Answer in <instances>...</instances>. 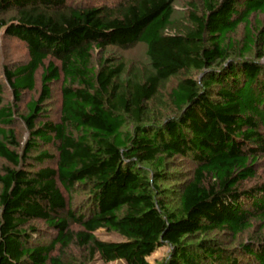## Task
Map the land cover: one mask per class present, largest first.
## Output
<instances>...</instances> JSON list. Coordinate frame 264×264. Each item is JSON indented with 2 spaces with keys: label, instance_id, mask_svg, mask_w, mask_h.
Masks as SVG:
<instances>
[{
  "label": "trees",
  "instance_id": "trees-1",
  "mask_svg": "<svg viewBox=\"0 0 264 264\" xmlns=\"http://www.w3.org/2000/svg\"><path fill=\"white\" fill-rule=\"evenodd\" d=\"M174 3L0 0V16L15 13L0 20V31L29 54L5 72L15 102L35 91L42 71V93L19 118L29 135L23 144L0 86V264H64L56 248L74 244L104 264H150L163 246L172 248L168 264H264V236L235 247L212 237L235 240L256 224L264 230V181H255L264 161V27H251L264 0H198L184 30L172 19ZM240 26L244 38L233 45ZM139 43L152 68L141 79L123 80V61L94 62L107 48ZM191 72L200 79L186 75L169 93L176 115L149 123L160 88ZM58 81L62 103L53 122L42 117V105ZM42 145L57 156L32 157ZM174 159L193 169L180 179L171 209L158 183ZM54 160L55 168L38 171L29 163ZM81 191L86 202L77 211L65 194ZM36 222L54 233L49 244L34 242ZM99 230L123 241L103 242Z\"/></svg>",
  "mask_w": 264,
  "mask_h": 264
},
{
  "label": "rangeland",
  "instance_id": "rangeland-1",
  "mask_svg": "<svg viewBox=\"0 0 264 264\" xmlns=\"http://www.w3.org/2000/svg\"><path fill=\"white\" fill-rule=\"evenodd\" d=\"M69 4H77L79 6H86V5H100L104 3H114L117 0H65ZM198 2V0H175L174 3V10H173V21L175 27L179 30H184L188 27L189 24V17L191 13L192 3ZM15 13L13 11L3 13L0 16V20L10 21L13 18ZM252 29L256 33L258 28L264 27V15L263 16H253L251 18ZM245 35V29L243 26L238 28V32H236L233 36L230 37V41L233 45L241 43ZM111 59L113 61L112 64H117L119 61H123L126 67V74L123 76V80L127 81L129 79H141L142 75H146L152 72V68L150 65L149 58L147 56V49L144 44H136L134 48L130 50H120L116 48H107L104 55L98 52L94 57V62L98 63L101 59ZM102 59V60H103ZM249 60H254V55H251ZM29 60V54L27 52L26 45L18 41L15 38L7 36L4 31H0V86L3 87V102L5 105L12 106L15 113V122L11 127L17 135L18 141L23 144L28 138L29 135L27 133L25 124L22 120H19L21 115L27 114V105L31 101H37L42 93V85L40 83V74L42 71L39 72L37 82H36V89L34 92H24L22 94L21 100L19 103L15 102L14 100V92L12 87L9 85L7 78H6V70L13 71L16 67H19L22 64L27 63ZM262 64H264V59L260 60ZM186 75H190L196 79H200L201 74L199 72H191L189 74H181L179 77L171 78L169 82L163 85L153 102L150 105V118L149 123H162L164 120L173 117L176 115L175 109L172 107L169 93L170 91L176 86L178 80L185 77ZM61 88L62 84L61 81L54 82L52 87V94L51 98L47 100L42 105L43 111V118H48L51 121H59V112L61 108ZM132 131V126L130 127ZM48 151L54 158L57 156V151L52 146L42 145L39 149L33 150L31 153L32 157H36L39 155L40 152ZM30 164L35 168L34 171H38L41 167H51L55 168V160L54 161H45L43 164H38L36 162L30 161ZM169 166L167 181H161L158 183L161 189H163L164 193H160L159 197L164 198L166 200V206L168 208H175L178 206L177 202V185L181 182L180 179L187 177L191 170L193 169V164L189 161H184L182 159H174L172 160ZM257 179L255 181L261 182L264 181V161L261 163L259 171L257 173ZM254 181V183H255ZM253 184V183H251ZM68 201H71L72 209L75 208L77 211L80 207H83L86 202V194L81 192H76L71 197L70 195L65 194ZM35 228L40 230V234L38 237L34 239L38 242H45V244H49L52 239L54 238V233L49 230L44 223H32ZM254 230L247 232L240 237L233 240L231 237L224 236V235H212V237H216L220 239L227 245L236 246L240 244V242L246 241L250 238L256 237L258 235L264 236V230L261 227L257 226ZM78 230L76 226L72 227V230ZM41 233H46L47 235L43 239L40 238ZM96 236L99 240L103 242H121L123 241L122 237H120L116 233L106 232L104 230H99L96 233ZM41 241H40V239ZM61 256V259L64 264H104L102 263L98 257L92 260L90 254L85 250L77 245H73L68 249L60 250L58 246L56 248V252L53 254L54 256L57 255ZM172 255V248L170 246H163L157 250L152 256L147 258L150 264H168L169 259ZM108 264H124L123 262H110Z\"/></svg>",
  "mask_w": 264,
  "mask_h": 264
}]
</instances>
